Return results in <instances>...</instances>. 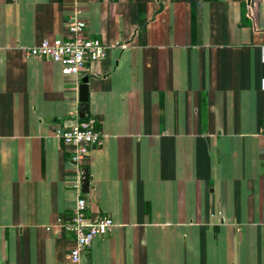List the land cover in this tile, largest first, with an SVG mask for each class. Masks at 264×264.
I'll return each instance as SVG.
<instances>
[{"label":"crops","instance_id":"crops-1","mask_svg":"<svg viewBox=\"0 0 264 264\" xmlns=\"http://www.w3.org/2000/svg\"><path fill=\"white\" fill-rule=\"evenodd\" d=\"M77 10L110 47L66 75L29 49ZM84 81L88 193L55 135ZM79 197L115 225L74 263ZM0 264H264V0H0Z\"/></svg>","mask_w":264,"mask_h":264},{"label":"built area","instance_id":"built-area-1","mask_svg":"<svg viewBox=\"0 0 264 264\" xmlns=\"http://www.w3.org/2000/svg\"><path fill=\"white\" fill-rule=\"evenodd\" d=\"M66 25L69 37L55 40L44 38L29 49V54L60 63L66 75H80L92 63L107 57L110 45L90 34L88 24L79 16L78 10L70 16ZM120 46L126 48L128 44ZM70 113L75 117V123L57 130L55 135L71 148V161L75 168L74 186L82 192L83 169L93 149L103 145L104 135L97 128L94 117L82 118L79 109ZM114 225V220L107 215L91 220L87 215L86 199L79 197L73 209L72 222L68 225L76 233V245L70 253L71 260L79 263L94 240L106 234Z\"/></svg>","mask_w":264,"mask_h":264},{"label":"water","instance_id":"water-1","mask_svg":"<svg viewBox=\"0 0 264 264\" xmlns=\"http://www.w3.org/2000/svg\"><path fill=\"white\" fill-rule=\"evenodd\" d=\"M89 86L86 81H84L79 88V100L81 102V114L82 118H85L89 115ZM92 180V176L90 174V169L88 167H84L82 172V191L84 193H88L90 191V183Z\"/></svg>","mask_w":264,"mask_h":264}]
</instances>
